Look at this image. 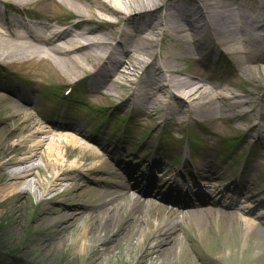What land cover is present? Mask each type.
<instances>
[{"label": "bare ground", "instance_id": "bare-ground-1", "mask_svg": "<svg viewBox=\"0 0 264 264\" xmlns=\"http://www.w3.org/2000/svg\"><path fill=\"white\" fill-rule=\"evenodd\" d=\"M132 1L135 7L127 8L125 0H0V63L67 81L71 75L85 74L86 63L97 56L95 50L100 48L103 52L110 48L116 58L115 67L108 72L106 63L109 59L113 62V58L106 55L98 64H102V69L92 77L93 87L104 89L95 93L105 100L115 98L125 83L132 86L134 80L130 81V74L122 70L132 52L146 53L156 42L162 44L167 40L169 44L160 55L159 66L154 63L155 55L149 56L145 69L151 74L146 83L148 88L143 87L145 78L141 73L136 104L147 111L151 120L160 119L171 100L181 109L179 112L172 108L168 112L171 121L176 113L190 120L206 117L212 124L243 119L249 129L248 137L257 129L264 133V124H257L253 118L264 106V0H242L237 11L233 5L239 0H197L200 5L191 2L190 7L173 6L174 0ZM26 6H33L42 17L50 13L48 20L53 22L28 28L7 16V12L22 11ZM237 15L238 22L233 24ZM197 18L204 21L203 26ZM122 21L124 24L120 26ZM9 26L18 30L13 32ZM107 30H112V34L110 31L108 35ZM212 37L218 41L217 46L225 47L228 55L237 59L239 68L234 72L251 80L253 89L248 93H228L224 85L213 84L212 75L205 70L207 62L202 58V47L213 44ZM117 49H123V54ZM172 57L173 60L187 57L193 61L192 67L179 71L169 61ZM138 70L135 67L132 71ZM205 83L211 85L213 92L204 89ZM130 91L133 92L132 87ZM11 94L18 102L30 101L16 90H11ZM69 147L79 150L81 155L70 160ZM105 156L101 141L75 123L44 124L17 103L13 110L4 107L0 115V206H5L2 211L12 209L11 215L14 211L16 218V207L29 199L33 189V194L39 197L37 222L55 221V225L46 229L44 246L59 242L61 246L79 248V252L96 248L90 253L89 264H112L111 258L118 259L121 248L127 258L141 248L139 260L134 264H168L172 259L166 252L181 256L183 243H191L189 226L195 221L196 226L204 228L207 224L203 216L207 215L218 235L223 234L226 213L221 209L215 211L212 200L207 199L209 204L204 207L183 206L173 201L166 206L163 200L172 199L163 198L151 189L153 178L145 181L144 189L142 182L133 186L127 178V167L112 168L111 160ZM43 157L49 162L45 170L49 176L41 179L35 171L37 161L43 162ZM213 169L212 165L207 171L202 168L201 176L207 179L208 189L215 184L209 176H218L217 169ZM81 171L87 173L84 183L79 181ZM210 171L212 175L208 174ZM108 178L111 180L106 181ZM245 183L244 180L239 185L243 189L238 191L240 198L232 203L240 215L226 216L232 229H240L247 240L249 235L256 237L263 230L254 219L247 218L254 214L252 204L262 194ZM102 187L108 191L103 193ZM86 191L98 192L101 199L97 203L85 200ZM241 195L248 202L242 206ZM70 200L78 203L70 204ZM194 259L198 264H209L199 251L187 253L185 260L177 264H197Z\"/></svg>", "mask_w": 264, "mask_h": 264}, {"label": "rangeland", "instance_id": "rangeland-1", "mask_svg": "<svg viewBox=\"0 0 264 264\" xmlns=\"http://www.w3.org/2000/svg\"><path fill=\"white\" fill-rule=\"evenodd\" d=\"M124 6L135 7L136 3L132 0H125ZM249 1V0H248ZM191 2H198L197 0H174L173 6L176 5H185L186 7L191 6ZM242 0L235 2L236 4L233 5V9L237 11L238 6L241 7ZM246 3H248L246 1ZM190 4V5H189ZM197 5V4H195ZM127 7V8H128ZM126 8V9H127ZM22 11L26 12L30 15H35L38 18H42L47 20L50 18V13H46L43 17L38 15V12L33 8V6H26L21 8ZM10 17L15 19H21L19 16L14 14H9ZM64 18V16H62ZM116 20V18H112ZM233 24H237L238 22V15L235 17ZM34 24V23H33ZM35 21V26L38 25ZM124 22L122 21L120 26H123ZM6 31V30H5ZM112 34V30H107L106 32L108 35ZM209 38V36L207 35ZM29 41L32 39H28ZM220 40V38H219ZM160 42V41H159ZM169 44L167 40H164L161 44L156 42L155 47L152 49L147 48L146 53H138L132 52V54L126 59L125 68L122 69L130 74L128 78L130 81L134 80L132 86H129L130 83H125L123 90L119 91V94L115 98H109L100 100V97L95 92H104V89L98 90V87H93L92 85V74L93 70H98V65L96 61L98 59L99 50H95V59L89 63H86V71L83 72L85 74H74L68 77L67 81H62L53 75H47L46 73L42 72L41 74L34 75L33 72L29 69L19 67V66H10L5 63H0V115L2 114V109L8 108L9 110H13L16 107V103L19 104L24 109L29 110L32 112L35 117L40 120V122L47 124V119L50 122L57 123L59 122H73L78 125L84 126L86 129L87 123L94 124V121H90V117L84 114V107L90 101H95L98 106H103L104 108L108 109L109 107L116 106L119 102L125 101V97L132 89H135L137 92L140 90L142 74L143 78H145V84L143 87H147L146 83L148 81V76L150 77L149 72H145L147 68L146 64L149 62V56L155 55V59L159 60L160 55L164 54L165 46ZM220 51L221 56L218 60L215 58L210 60V56L217 53L213 47H210V44H206L202 47L203 54L205 53V60L207 62V66L205 70L208 71L214 80H212L214 85H224L225 88H228L229 92L232 94L242 95L248 93L247 91L252 90L253 85L250 83V79L247 75H237L234 70L237 69V59L231 56L232 62L229 60L228 55L227 58L224 57V54L227 52L226 48ZM124 52L123 49H119V54L122 55ZM228 54V52H227ZM181 56V55H180ZM173 57L169 59L171 64L174 67L182 72L188 71L192 67L191 59L187 57ZM204 59V58H203ZM209 59V60H208ZM142 61L140 66L138 62ZM132 66L134 68L132 69ZM135 67H138L139 70L135 73L132 70H135ZM233 68V69H232ZM239 68V67H238ZM144 71V73H143ZM142 73V74H141ZM102 72H100V75ZM137 75V78H135ZM139 76V77H138ZM141 78V80H140ZM147 78V80H146ZM178 78H182V76H178ZM79 79L78 82L72 83L70 80ZM163 81V80H161ZM72 85L73 86V96L72 100L78 98L80 104L82 106L77 107L75 111H71L72 113L69 118H64L58 116V109L54 107L55 100L58 97V94H50L48 97L46 96L47 92H52L53 90L58 89V92H62L66 89V87ZM138 85V86H137ZM137 87V88H136ZM146 88V89H147ZM204 89H207L209 92H213L211 85L205 83ZM11 90H16V92L21 95L22 97H29L30 101L25 102H18L17 99L10 93ZM61 90V91H60ZM139 93V92H138ZM152 103V102H151ZM174 109L178 110L177 105L174 101L171 102ZM84 105V106H83ZM262 108V107H261ZM68 106H61L60 110L64 111L65 114H68L69 111ZM126 110L128 114L131 112L130 107H124L123 109L119 110L116 113L117 117L116 120L124 119L128 115L126 114ZM140 110V111H139ZM181 109L179 108V112ZM132 113V112H131ZM257 113V112H256ZM254 113L253 118L255 122L259 123V117L262 118L261 124L264 123V108L260 110L259 113ZM231 114V113H230ZM228 114V115H230ZM94 116V113L91 114ZM134 122L133 127L138 125L139 131L141 134L140 139H143L146 135L148 130H151L150 136L152 138L156 137V135L161 134V128L154 120L148 116V113L145 109L139 108L136 109L134 112ZM97 117V116H96ZM102 118V117H101ZM100 118V119H101ZM174 121L173 124L168 125L167 129L163 131L164 136L167 137L168 140H171V143L168 142L167 151L162 155L168 161L172 152L175 151L177 144L174 142L176 138H184V121L185 116L180 113L174 114ZM195 120V121H194ZM191 122V134L196 139V150L201 154V158L198 160V165L202 169H206L207 166L212 165L214 167L222 166L226 169H229V174H226L225 180H218L216 178H212L213 181H219L218 183L220 190L224 186L231 187V180L233 168L236 165H240L246 158V153L248 150L251 151V158L247 159L246 164L247 171L244 175V180L246 181L245 186L252 188L253 191L261 192V197L255 198L256 201L253 202L252 208L256 206H260L262 202H264V133L261 137V141L255 142V138L257 134L253 132L250 137L246 138V133L248 130L247 124L243 121V119H236V120H224V121H217L212 124V121L208 120L206 117H196ZM187 122V121H186ZM95 125V124H94ZM134 128H130L133 130ZM88 130H91V134L95 136H100L101 138H107L113 142H116V134L101 135L102 131L106 130L101 123H98L95 127H91ZM106 136V137H105ZM136 134L132 132H128L127 135V148H125L122 153L125 155L119 157V163L124 166L128 161H126L125 156H131L133 160H142L147 158L148 155L142 153L141 156L138 158L139 149L138 144L136 143ZM224 138H232L238 139L240 144L234 156L231 158L227 157L226 150H228L229 145L225 142H220V139ZM106 140V139H103ZM174 140V141H173ZM215 140H218L219 144L215 145ZM121 145V144H120ZM198 146V147H197ZM178 149V148H177ZM241 151V152H240ZM68 152L70 154V160L76 159L81 155L79 150L73 149L71 147L68 148ZM219 154H218V153ZM205 153V154H204ZM160 155V158H162ZM228 161L226 162V160ZM250 159V160H249ZM38 167L35 171L39 178L43 179L48 177L49 174L46 172V168L48 167L47 159L43 157V162L41 160L37 161ZM112 168L115 167V164L110 165ZM228 172V171H227ZM85 178L82 176L79 177V181L84 183L87 177L86 171L83 172ZM111 179L108 178L106 181H110ZM233 187V185H232ZM103 193L108 191L105 188H101ZM33 189L30 190V197L29 199L22 200L20 205L16 207L15 210H18L17 217H13V212L11 215L12 209H7L4 212L2 211L5 206H0V264H89L90 261V253L96 248H87L84 252H79V248H71L70 246H61L58 243L52 244L48 247L44 246L46 236V229L51 228L55 225L54 220H46L41 219L39 223L37 222L38 219V195L33 194ZM85 200H90L93 203H97L96 200L99 198L101 199V195L99 196L98 192H85ZM211 193V192H210ZM144 198V197H143ZM238 196L235 197L237 199ZM241 205H245L248 202H245V198H241ZM245 202V203H244ZM70 204L78 203L77 200H70ZM199 207H204L207 205V202H202L199 204ZM53 205H48L50 209ZM262 209L255 211V215L253 218L258 219V225L263 230L258 233L256 237L249 235L247 240H245L242 232L240 229H232L230 226V219L226 214L240 215L239 211L235 212V210L230 209L224 211L225 217V225L223 226V234L218 235L217 228L214 226V222L210 220L209 215L203 216V219L206 218V224L204 228H199L196 226V222L189 226L188 229V236L191 239V243L186 242L183 249L181 256H172V253L166 252V255L169 256L172 260L169 261L168 264H177L179 260L184 261L186 258V254H191L192 251H199L205 258L209 260V264H264V204L261 205ZM14 208V206H13ZM215 211H218L215 205ZM263 213V215H262ZM233 215V214H232ZM232 218V217H230ZM232 223V221H231ZM37 224V225H36ZM94 246H96L94 244ZM140 249L132 251L130 256L127 258V254L124 248L119 250L118 259L116 256L111 258L112 264H134L137 260H139V253ZM116 250V249H115ZM195 257V256H194ZM118 261H117V260ZM196 262V260L194 259ZM197 263V262H196ZM198 264V263H197Z\"/></svg>", "mask_w": 264, "mask_h": 264}]
</instances>
